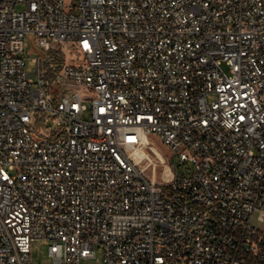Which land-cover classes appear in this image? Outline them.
<instances>
[{"label": "built area", "instance_id": "obj_1", "mask_svg": "<svg viewBox=\"0 0 264 264\" xmlns=\"http://www.w3.org/2000/svg\"><path fill=\"white\" fill-rule=\"evenodd\" d=\"M27 33L65 54L36 79ZM40 238L51 264H264V0H0V264Z\"/></svg>", "mask_w": 264, "mask_h": 264}, {"label": "rangeland", "instance_id": "obj_2", "mask_svg": "<svg viewBox=\"0 0 264 264\" xmlns=\"http://www.w3.org/2000/svg\"><path fill=\"white\" fill-rule=\"evenodd\" d=\"M24 4H19L16 6L17 10H24L25 9ZM23 56L25 58L26 62V70L30 72L31 77L37 78V73L35 71V67L37 66V62L34 60L35 57L39 56L40 54L45 53V60L44 63H47L51 57L53 56V61L56 63L61 62L64 59V55L62 52L58 51H44L40 44L38 43V40L36 39L35 35L33 33H27L24 42H23ZM213 97L209 96V100H211ZM88 113H84V118H87ZM145 142L147 144L144 148H141L136 152L137 157L140 158V164L145 167V171L147 174L152 177L155 180H165L171 177V161L176 162L179 166V168L182 170L184 164L183 162L179 161V158L177 155H174L172 157V152L167 147L166 144H164L160 138L156 134H151L150 136H147L145 138ZM154 146L161 154V158L156 157L151 152V147ZM171 160V161H170ZM51 241L49 239H36L32 242V260L34 263L37 264H51L52 263V256L49 252V246ZM96 257L93 258H87L86 262L88 263H97L102 258V252L101 248L98 246L96 248Z\"/></svg>", "mask_w": 264, "mask_h": 264}]
</instances>
